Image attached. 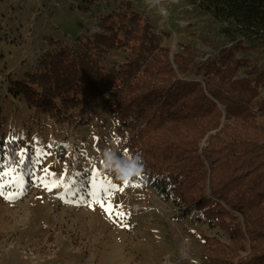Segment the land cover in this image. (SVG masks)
Returning <instances> with one entry per match:
<instances>
[{
  "label": "trees",
  "instance_id": "trees-1",
  "mask_svg": "<svg viewBox=\"0 0 264 264\" xmlns=\"http://www.w3.org/2000/svg\"><path fill=\"white\" fill-rule=\"evenodd\" d=\"M193 6L220 25L225 41H205L213 53L204 63L192 46L171 54L128 12L104 18L99 33L71 47L50 41L53 50L11 95L63 122L82 106L108 111L131 134L128 158L141 157L143 171L131 181L163 187L168 199L230 239L226 247L201 238L200 264H264V66L251 60L264 45V0ZM117 48L131 59L106 71L99 55ZM21 150L18 142L6 146L9 165L19 164Z\"/></svg>",
  "mask_w": 264,
  "mask_h": 264
},
{
  "label": "rangeland",
  "instance_id": "rangeland-1",
  "mask_svg": "<svg viewBox=\"0 0 264 264\" xmlns=\"http://www.w3.org/2000/svg\"><path fill=\"white\" fill-rule=\"evenodd\" d=\"M128 12L139 15L171 54L192 46L206 56L199 59L202 63L213 53L205 41L225 45L220 25L193 6V0H0V165H5L0 173H7L0 195V264H200L206 252L201 238L231 247L226 235L168 199L163 187L152 181H131L138 187H124L104 166L106 151L128 158L131 137L108 111L82 106L66 122L49 121L11 95L12 86L25 82L23 71L33 75L40 58L53 50L50 41L71 47L78 38L99 33L104 18ZM130 59L119 48L99 55L106 71H117ZM251 60L264 66V45ZM76 111L81 112L75 116ZM39 115L43 123L36 122ZM28 116L20 135L14 122ZM31 131L37 140L25 139ZM11 142L22 144L29 153L27 168L5 160ZM41 153L40 163H34ZM43 168L53 174L48 179H63V184H50L49 191L36 179L44 175ZM93 171L124 187L111 197L114 208L125 213L122 221L115 215L110 218L99 203L89 206ZM18 174L24 181L22 192L8 199L19 191ZM185 239L187 258L180 251Z\"/></svg>",
  "mask_w": 264,
  "mask_h": 264
},
{
  "label": "snow or ice",
  "instance_id": "snow-or-ice-1",
  "mask_svg": "<svg viewBox=\"0 0 264 264\" xmlns=\"http://www.w3.org/2000/svg\"><path fill=\"white\" fill-rule=\"evenodd\" d=\"M26 154L27 153L25 150L20 151L19 156L21 158L18 161L19 165H23L25 163L24 157L26 156ZM42 155L44 154L41 153L40 155H38L34 163L39 164ZM4 167L5 165H0V169H3ZM41 171L43 172L44 175L38 176L36 177V179L40 183H42L49 191L52 190V188L50 187V184L57 186V187L63 184L64 182L63 179H60L57 181H51L50 179H48L53 175L52 173L49 172L48 168H43ZM6 175H7L6 172L0 173V195L4 194V188H5L4 177ZM32 175L35 176V173H32ZM15 180L20 186L19 191L10 197H6L8 199L17 198L19 193L22 192L23 183H24L22 175L18 174ZM123 185L124 187H128L130 185L134 187H138L137 184H133L131 181H126L123 183ZM124 187H118L111 180H109L107 176L100 177V174L98 172L93 171L92 177L90 180V192H89V195L92 197V201L90 202L89 206H92V204L94 203H99L100 207L103 208L105 212L109 213L110 218L113 215H115L118 218V221H122L124 219L125 213L119 211L118 206H115L114 208V206L111 203V197L113 196L115 192H123ZM61 198L63 199L64 197H61ZM104 201H108L107 205H105ZM68 202H71V200H69ZM121 226L124 227L126 225L121 223Z\"/></svg>",
  "mask_w": 264,
  "mask_h": 264
},
{
  "label": "clouds",
  "instance_id": "clouds-1",
  "mask_svg": "<svg viewBox=\"0 0 264 264\" xmlns=\"http://www.w3.org/2000/svg\"><path fill=\"white\" fill-rule=\"evenodd\" d=\"M104 166L115 173L121 182L131 181L143 171L140 156L117 158L114 151H106L103 155Z\"/></svg>",
  "mask_w": 264,
  "mask_h": 264
},
{
  "label": "crops",
  "instance_id": "crops-1",
  "mask_svg": "<svg viewBox=\"0 0 264 264\" xmlns=\"http://www.w3.org/2000/svg\"><path fill=\"white\" fill-rule=\"evenodd\" d=\"M24 60H25V57L23 58ZM22 67H20L19 69H21ZM17 71H19V70H17ZM26 73H29V71L27 72V71H23V76L26 74ZM27 108H28V106H27ZM29 109V108H28ZM81 111H76L75 112V116H77L79 113H80ZM30 113H32L31 111H30ZM41 117H43L44 118V116H41ZM40 117V115L39 116H36V122H41V123H43V120H42V118ZM30 116H28L27 118H21L20 120H18V121H15L14 122V127H15V131L19 134L20 133V135H22V133H21V130H22V128H23V125H24V120H30ZM48 120L50 121V118H48ZM48 120L47 121H44L45 123H47L48 122ZM75 124V123H74ZM51 136V135H50ZM27 138H29L31 141H33V140H37L38 138H37V134L35 135L34 134V131H31L30 132V134H29V136H27V135H25V139H27Z\"/></svg>",
  "mask_w": 264,
  "mask_h": 264
},
{
  "label": "bare ground",
  "instance_id": "bare-ground-1",
  "mask_svg": "<svg viewBox=\"0 0 264 264\" xmlns=\"http://www.w3.org/2000/svg\"><path fill=\"white\" fill-rule=\"evenodd\" d=\"M180 251H181V253H182V255H183V257H188V251H187V248H186V246H181L180 247Z\"/></svg>",
  "mask_w": 264,
  "mask_h": 264
},
{
  "label": "built area",
  "instance_id": "built-area-1",
  "mask_svg": "<svg viewBox=\"0 0 264 264\" xmlns=\"http://www.w3.org/2000/svg\"><path fill=\"white\" fill-rule=\"evenodd\" d=\"M204 61H205V60H204ZM202 63H204V62L202 61ZM188 241H189L188 239H185V240H184V245H183V246H185V244L188 243ZM167 263H168V264H172V263H169V262H167V261H166L164 264H167Z\"/></svg>",
  "mask_w": 264,
  "mask_h": 264
}]
</instances>
